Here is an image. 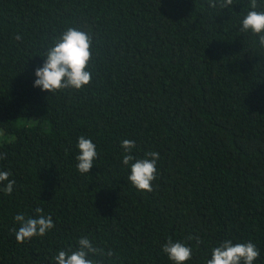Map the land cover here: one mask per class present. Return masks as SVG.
Listing matches in <instances>:
<instances>
[{"label": "trees", "instance_id": "16d2710c", "mask_svg": "<svg viewBox=\"0 0 264 264\" xmlns=\"http://www.w3.org/2000/svg\"><path fill=\"white\" fill-rule=\"evenodd\" d=\"M249 2L0 0V128L12 134L0 171L15 180L11 195L0 185V264H55L80 237L113 252L106 264H173L169 238L192 248L185 264L225 240L254 243L264 264V49L239 30ZM68 27L93 38L90 84L33 87ZM80 136L98 152L83 175ZM125 139L136 159L159 153L151 192L127 179ZM37 207L54 227L17 243L15 215Z\"/></svg>", "mask_w": 264, "mask_h": 264}, {"label": "clouds", "instance_id": "9594fccd", "mask_svg": "<svg viewBox=\"0 0 264 264\" xmlns=\"http://www.w3.org/2000/svg\"><path fill=\"white\" fill-rule=\"evenodd\" d=\"M264 0H250L249 8L240 20V32L251 34L256 37L253 43H257L264 49V11H257ZM234 5V0H208V7L212 9H225ZM15 40L20 41L22 37L16 35ZM92 36L76 27H68L62 31L57 38H54L51 45L47 47L42 55L46 59L41 67L35 69V81L33 87L40 88L50 94L64 90H81L89 85L92 79V72L89 64L92 60ZM121 147L124 151L122 163L130 167V174L127 179L131 185L141 192H151L152 183L157 177V161L159 153L156 151L147 152L144 158L136 159L131 154L135 147L134 140L125 139ZM79 154L76 156V168L83 175L89 173L98 158L96 145L91 139L80 136L77 141ZM6 158V154H0V159ZM8 171H0V185L3 191L11 195L15 180H10ZM7 181L5 184L4 182ZM36 217L26 218L24 214H17L14 217L19 228H13L17 243L23 244L34 237H43L54 227L51 215H43V209L37 207ZM193 239L192 236L188 240ZM197 244L199 238H195ZM75 250H61L54 257L55 264H106L105 257L111 258L113 252L106 253L103 248L94 246L88 237H80ZM162 251L167 255L173 264H185L192 258V248L184 242H173L171 238L163 245ZM260 255L259 249L252 242L233 243L232 240H225L219 246L211 250V258L206 264H254Z\"/></svg>", "mask_w": 264, "mask_h": 264}, {"label": "rangeland", "instance_id": "374dc122", "mask_svg": "<svg viewBox=\"0 0 264 264\" xmlns=\"http://www.w3.org/2000/svg\"><path fill=\"white\" fill-rule=\"evenodd\" d=\"M12 137V134H6L2 128H0V140L1 139H9Z\"/></svg>", "mask_w": 264, "mask_h": 264}]
</instances>
